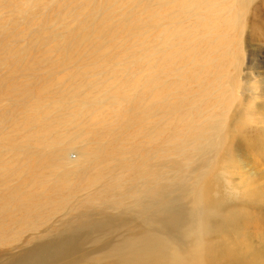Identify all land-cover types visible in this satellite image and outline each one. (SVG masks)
<instances>
[{
  "label": "rangeland",
  "instance_id": "374dc122",
  "mask_svg": "<svg viewBox=\"0 0 264 264\" xmlns=\"http://www.w3.org/2000/svg\"><path fill=\"white\" fill-rule=\"evenodd\" d=\"M263 126L264 0H0V264H95L145 184L205 183L264 256Z\"/></svg>",
  "mask_w": 264,
  "mask_h": 264
},
{
  "label": "bare ground",
  "instance_id": "6f19581e",
  "mask_svg": "<svg viewBox=\"0 0 264 264\" xmlns=\"http://www.w3.org/2000/svg\"><path fill=\"white\" fill-rule=\"evenodd\" d=\"M195 187L192 207L185 209L163 206L170 200L161 196L166 189L164 185L145 184L136 188L134 205L124 211L121 218L113 214L100 221L104 226L121 228L122 234L114 240H107L106 251L97 255L95 264H100L101 258L105 264H264L260 252L263 245L248 240L242 231L250 224L249 220L239 223L237 210L223 200L214 201L205 183H197ZM259 224L250 226L249 234L254 239L262 236L259 233L263 225ZM214 228L231 230L233 236L229 234L228 238L227 231H224L225 236L216 240L212 234ZM69 245L65 237L54 235L46 240L43 253L40 246H34L22 257L32 261L45 257L59 260L74 246Z\"/></svg>",
  "mask_w": 264,
  "mask_h": 264
}]
</instances>
